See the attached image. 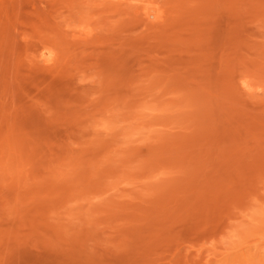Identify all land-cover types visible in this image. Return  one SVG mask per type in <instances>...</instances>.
<instances>
[{
    "label": "rangeland",
    "instance_id": "1",
    "mask_svg": "<svg viewBox=\"0 0 264 264\" xmlns=\"http://www.w3.org/2000/svg\"><path fill=\"white\" fill-rule=\"evenodd\" d=\"M0 264H264V0H0Z\"/></svg>",
    "mask_w": 264,
    "mask_h": 264
}]
</instances>
